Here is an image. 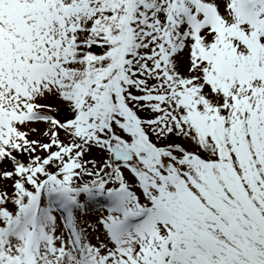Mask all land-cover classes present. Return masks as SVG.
Segmentation results:
<instances>
[{"label": "snow or ice", "instance_id": "obj_1", "mask_svg": "<svg viewBox=\"0 0 264 264\" xmlns=\"http://www.w3.org/2000/svg\"><path fill=\"white\" fill-rule=\"evenodd\" d=\"M0 264H264V0H0Z\"/></svg>", "mask_w": 264, "mask_h": 264}, {"label": "rangeland", "instance_id": "obj_2", "mask_svg": "<svg viewBox=\"0 0 264 264\" xmlns=\"http://www.w3.org/2000/svg\"><path fill=\"white\" fill-rule=\"evenodd\" d=\"M100 211H101V209H99V206H96V208H94L90 212L89 216L85 217V219H89V220L94 219L97 215L100 214Z\"/></svg>", "mask_w": 264, "mask_h": 264}]
</instances>
